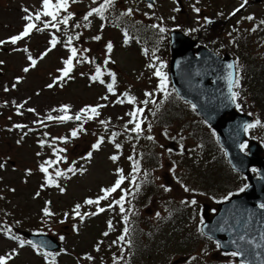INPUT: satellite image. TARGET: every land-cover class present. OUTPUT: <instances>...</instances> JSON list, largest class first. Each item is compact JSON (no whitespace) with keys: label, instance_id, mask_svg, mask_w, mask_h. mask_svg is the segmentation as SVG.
<instances>
[{"label":"rangeland","instance_id":"374dc122","mask_svg":"<svg viewBox=\"0 0 264 264\" xmlns=\"http://www.w3.org/2000/svg\"><path fill=\"white\" fill-rule=\"evenodd\" d=\"M36 1L37 0H0V41H6V43L0 44V61L3 62L0 63V70L3 72V74L0 75V88H2L3 84L11 81L14 75H22L25 81L24 85L19 87V90L2 93L1 95L3 97L1 101L4 102L6 99L15 100L17 104L23 105L21 109L30 114L34 111H29V109L37 108L40 112V110L44 111L46 108L51 107L46 116L50 125L46 123L50 127L49 132L52 141L48 142L49 148H44L41 145H37L34 139H26L24 142H19L16 135L11 137V140L8 138H0V165H2V167H0V191L8 194V198L2 197L0 202L2 204L7 201L11 203V217L16 219L15 222L24 225L22 228L32 229L33 227L49 222L50 218L53 219V222H57L55 224V229L58 234L63 237L65 243L62 251L55 253L54 256H50L51 264H101V260L95 250V244L92 245V243L97 240V235L107 242L103 234V231L106 230V226L104 227L102 220L92 222L83 233L81 230L80 232L73 231L72 226L69 228V232H65L67 230L65 229L67 224H71L65 222L69 220L68 218L71 215L73 195H80V198H82L83 195L88 194L89 191L97 190L101 181L111 179L109 178L110 169L113 168L114 165L109 162V150L104 147L95 155V160L93 159L92 163L88 165V169H86L87 172H79L76 164H74V166L72 163L73 157L85 151L89 146V142L94 138H84L78 143V146L74 148L70 143L64 142V140L71 139V135L69 133H64L62 136H58V133H62V130L69 128V126L66 122H64L62 126L54 122V119L63 112L52 106H55L60 100H72L75 102L89 100L93 103L95 101L96 103H94L92 107L103 105V107L98 108V116L110 114L109 117L111 121L117 124L119 120L128 123L132 119L128 114L135 111L137 107L142 108L144 104L143 101L151 99L152 95L146 96L145 93H152L158 90L159 77L154 75V69H148L146 57L139 53L137 47H131L129 49L122 47L120 40L122 32L119 28L112 27L108 23L102 25L100 22H96L94 37L100 36L101 38L99 40L94 39L93 44L89 43L93 53L87 52V49H80V53L85 54L87 57L88 55L95 56L96 60L101 63L104 62V65L107 60L108 62L104 66V68H106L103 70V73L108 70V64H112L115 62L114 60H116L119 72L117 73L115 70L111 72V74L115 75V85L114 91L108 93L107 100L104 97L96 101V96L100 93L97 89L99 87L94 86L95 88L91 89L84 83L86 79L82 74L89 70V66L79 63L84 58L80 56L78 46H76L77 57L73 60V64L78 63V70L74 73V77H78L77 80L80 81L72 83L65 90H57L54 92V90H47L45 88V84L50 78L43 70V67L47 64L50 65L53 60H56L59 66L61 65L60 56L65 55V53H62V51L59 53V49L50 54V57H48L41 67L42 69L40 68L26 74V81L23 69L29 67L28 63L30 60L28 56L31 55L32 58H34L35 55L37 56L38 52H36V50L40 51L45 47L47 41L40 36L43 33H38V35L32 38L17 41L16 44H12L10 40H7V37L17 34V32L20 33V31H22L21 27H24L26 23L25 20L22 19V17L26 15L23 11L25 8L23 7V3L30 4L29 2ZM241 1L242 0H184L185 9L188 12L186 11L180 14L179 10H177L178 6L176 0H157L156 6H154L155 8L153 9H149L142 4H135L131 2V0H119L117 3L124 10H121L120 14H117L116 17H128L129 15H122V13H125L127 9L131 8L133 10L132 14L136 16V18L131 19L139 24L148 21L150 17H154V14L163 13V22H167L171 24V26H182L181 29L184 31L190 26L189 23L199 24L207 22L205 24H209V28H211L218 27L217 25H220L219 22L222 19H226L229 15L231 16L235 6L237 7ZM250 1L251 0H248V4L241 11L243 15L242 26L245 28L246 32L252 33L255 52L262 54L264 52V43H261V39L264 40V31L256 32L254 27L258 20L264 21V2L262 0L252 5ZM86 8L87 6L83 4L71 6V10L74 11L78 9L85 10ZM194 8H199V13L194 11ZM37 10L39 12L43 11L41 8H37ZM224 10H226L225 13L227 15L225 17H218ZM37 12H32V14L34 15ZM248 16H252L253 19H246ZM46 20H51V17L42 16L41 20L36 21V23L42 24ZM54 29L56 28L51 27L50 31ZM211 29L204 34V38L215 43L218 39L209 37ZM46 32L47 31H44V34H48ZM65 32H67L66 29ZM108 41H114L116 44V49L111 52V56L108 54L105 55L104 53ZM27 47L29 49L25 52L24 50ZM98 51L102 52V54H98ZM262 59L264 60V55L261 56V60ZM253 60L255 63L262 62L255 54ZM253 65L250 67V70L254 69ZM52 67H54V65H52ZM244 75L245 71L241 69L240 78ZM110 79L112 82V75ZM26 84H30L32 89H28ZM125 94H127V96ZM128 96L135 97V102L133 104L128 102ZM120 100H123L124 103H119L118 101ZM181 104L182 106L177 108L178 115L190 117L191 113H187L188 106H184L185 103L183 102H181ZM166 108L169 109L167 105ZM3 109L5 111H10V109H5V107H3ZM49 116H52L53 119H48ZM194 120V132L184 130L186 134L185 137L180 139L182 141L180 142V146L189 150V154L195 157V155H192V153H194L192 150H194L197 145L195 143L196 140L204 141V143L197 146L203 147L207 145V143H211L212 145L210 146L212 149H216V140L214 138L215 135H213L209 128L207 133L202 134L204 137L201 139L198 131L200 128L205 127L196 118H194ZM254 131H257L256 127ZM188 134L191 135L192 139L188 138ZM164 142L165 140L161 138H159V143L157 142L161 150H163ZM211 148L208 146L209 150ZM55 149H65V151L58 152L55 151ZM57 156L63 157V159L50 166L45 164L46 161L53 160V162H55ZM168 157L169 158H162L157 166L161 178L156 181L158 185L155 189L156 194L151 198L149 207L145 209L146 212H150L148 213L150 224L145 231L147 234L145 236L146 238L150 236L151 224L160 222L163 218H167L173 207L179 209L180 212L186 215H190V213L194 211L193 208L188 206L189 202L180 203L178 197L184 195V192L180 190L182 189L181 187L192 183L194 186L204 187V189L209 190L217 196L219 191H225L221 190L223 187L221 184L227 185L231 178L230 172H234L224 159V165L220 162H215L213 164L208 162L192 164L187 157L189 165L186 166L189 170L185 173L180 167L176 170L178 174L174 176L170 171V167L172 163L176 161V156L170 153ZM157 163V159L148 161L149 165H156ZM178 164L180 163L178 162ZM41 165H45L48 169L53 168L55 173L57 170L65 173V175L60 176L62 181L59 189H56L57 185L52 184L54 187H52L51 190L40 191V186L44 182L42 176L43 172L39 169ZM195 166H199V168ZM27 168L31 170L29 171ZM70 168L74 169V171H68ZM176 177H180L181 181H178ZM241 182L242 181L239 180L238 184H241ZM166 185L172 188L167 190L168 192L163 187ZM45 187L46 185L43 187V190ZM4 188H6V190H4ZM15 188L16 190L14 191ZM60 188H63L64 191L61 192ZM37 193L39 194L37 195ZM173 193L174 196L178 197L171 198L170 196H173ZM203 198V201H205L206 198ZM46 207L49 209L50 215L44 214L43 210ZM158 211L159 214L157 215ZM60 217H63L65 222L61 223ZM194 231H197L196 227H192L184 233L186 238H191L188 240L191 245L199 244V239L201 238V234L198 236ZM156 232H158L157 229H154L151 236ZM151 236L150 239H145L144 237L136 242L134 254L135 258L139 259L138 264H168L169 261L167 258L160 262V258L156 251V242L158 239L153 240ZM71 240L75 241V247L73 246V248H77V250H74L70 244H67V241L71 242ZM180 241H182V239H179V243H177L179 244L178 249H183L186 245L185 243L180 245ZM175 244L176 241L172 242L171 245L174 246ZM14 246H16V244L12 243L8 237L4 236L3 231L0 230V256H11V259L8 260V264H50L48 258L44 259V256L37 254L32 248H26L20 245L16 248ZM211 250H214L212 244L209 242H201L194 251L199 252L196 254V257H198L196 260H205L203 257L204 254L207 258L216 262H222V260L230 261L231 257L221 254V251H219L217 247L213 253H211ZM87 251H90L92 256L96 255V260H93V258L88 259L91 255L88 254ZM108 257L111 258V254H108Z\"/></svg>","mask_w":264,"mask_h":264},{"label":"water","instance_id":"95a60500","mask_svg":"<svg viewBox=\"0 0 264 264\" xmlns=\"http://www.w3.org/2000/svg\"><path fill=\"white\" fill-rule=\"evenodd\" d=\"M178 36L180 35H175L174 39L177 40ZM192 47L193 45H190L181 51L178 40L176 44L174 43V63L180 62L184 51L186 56L183 64L189 63L187 72L173 74L174 82L182 96L195 104L198 113L217 129L222 142L230 151L234 166L247 173L251 180V186L241 195H235L233 200L224 204L219 214L208 222L205 228H208L207 232L210 235L222 242L225 249L244 250L245 255L240 258L250 264H264V209L259 207V204H264V156L260 155L261 148L255 142L251 144V155L244 156L239 148L241 138L245 134L243 125L250 121V117L236 111L234 102L230 99L228 74L231 72L235 80L234 65L228 55L224 59L211 55L214 62L203 65L192 57L190 51ZM229 64L233 67L228 68ZM213 71L217 72V76L212 75ZM210 77L215 78L216 81L224 77L225 86L222 83L220 88H226L223 91L216 89L218 93L216 96H219L217 98L213 96L215 85L210 87L208 84ZM227 113H229L228 117L225 116ZM251 165L260 166L261 178H254L251 175L249 171ZM23 234L37 242L39 240L51 245L49 246L51 249L61 247V243L52 235H34L26 231H23ZM240 236H244L245 240H240ZM248 241H252V244H248ZM256 245L261 247L257 248Z\"/></svg>","mask_w":264,"mask_h":264},{"label":"snow or ice","instance_id":"6c2138e0","mask_svg":"<svg viewBox=\"0 0 264 264\" xmlns=\"http://www.w3.org/2000/svg\"><path fill=\"white\" fill-rule=\"evenodd\" d=\"M73 2H75V0H73ZM113 2H114V0H104V3L100 4L98 7L91 8V10L88 11L87 14L84 16V20L87 21L88 18L90 16H92L94 13L97 14V15H100L103 18V14H104L106 8H108L109 6H111L113 4ZM247 3H248V0H244V2L241 3L240 6H239V8H237L235 11L238 12ZM68 6H69V0H56L55 3H53L52 0H43V11L42 12H39L38 11L34 15L32 13H30L27 8H24L23 11L26 13V15H24L22 17V19L25 20L26 23H25V25L23 27V30L18 35H15V36H12V37L9 38L10 39V42L12 44H16L17 41H20L23 38L28 37L32 33L33 30L43 31L45 28H48L49 26H51L52 28H56L57 30H59V25L60 24L67 25L68 22H69V20L73 16V13L67 12ZM148 7L149 8L153 7V4L152 3H149L148 4ZM62 10L63 11H66L67 12V15L63 16V18L58 21L59 13ZM132 11L133 10L131 8H129V9H127V11L125 13H122V15H131L132 14ZM194 11H196L197 13H199L200 9L199 8H194ZM42 16L51 17V20L44 22V27L43 28H38L36 21H40ZM246 19L252 20L253 17L252 16H248ZM261 23L264 24V21H261ZM77 26H79V25H77ZM152 27L153 28H157L159 26L158 25H152ZM159 31L161 33H163V32H165V29L163 27H159ZM125 36H127V33H125ZM76 38L78 39V37H76ZM100 38H101L100 36L94 37V39H96V40H99ZM72 40H73V37L72 36H69L68 39H67L66 46L70 47ZM4 43H6V41H0V44H4ZM57 43H58L57 38L55 36H53V38L50 41L51 46L54 48ZM112 47L113 46H112L111 42H109L107 44V50L109 52H111ZM50 50L51 49H49V51ZM25 51H27V49H25ZM46 54L47 53H45V55ZM75 57H77V49L75 47H71V55H70V57L67 60L64 61L65 67L62 69V76L59 77L58 79H61L62 80L64 77H68L69 76V73L73 69V58H75ZM28 59L31 61V66L32 67H35L37 61L35 59H33L31 55L28 56ZM77 62H79V61H77ZM107 62L108 61L106 60L105 63H107ZM0 63H3V62L0 61ZM149 67H154V65H149ZM228 67L229 68H232L233 65L229 64ZM162 68H163V63L161 62L160 67L156 68V70L154 72V75L157 76V77H159L158 91L164 93L165 98H167V96L169 95V93L167 92V88H168L167 75L161 70ZM23 71L24 72H27V71H29V68L26 67V68L23 69ZM102 75H103V73H102L100 67L97 66L95 75H93L91 77V79L93 81L99 80L100 83L103 84L104 83V80L101 79V76ZM111 75H112V83H109L107 85V89H108V91L110 93L114 91V85H115V75L114 74H111ZM228 80H229V91L231 93L230 99L233 102H235L236 98L239 96V92L232 91V88L239 86V78L233 80L232 73L230 72L228 74ZM13 87H15V85H13ZM48 87L51 88L52 85L50 84V85H48ZM5 90L7 91V89H5ZM125 95L127 96V94H125ZM145 95L146 96H151L152 93H145ZM105 99H106V97H105ZM118 102L119 103H124L123 100H120ZM128 102L129 103H134L135 102V97L128 96ZM148 102H149L148 100L143 101L144 104H147ZM18 107H23V105H20ZM100 107H103V105H97L95 107L86 106L85 108L81 109L79 113H77L75 115L74 119L77 120V121H80L82 119L91 120L94 117H96V116L99 115L98 108H100ZM236 107L239 108L240 105L237 103L236 104ZM192 108L195 110L196 105L195 104H192ZM29 111H34V109H29ZM60 111L64 112L65 115L60 116V117H57V119H59V120H71V119H73L72 116L67 115V112H68V106L67 105L63 106L60 109ZM142 112H143V109L142 108H136L135 111H133V112H131V113L128 114V115H130L132 117V119L128 123H134V125H135L133 128L130 129V131L133 132V133H136L137 134V138H139V135L143 131V129L141 127V122L138 120V116ZM89 113H90V115H89ZM48 119H53V117L52 116H49ZM101 123L104 124L106 122L105 121H101ZM260 123L261 122L259 120H256V122L254 124L253 123L244 124L243 125V130L245 132H247L249 129H252V128L256 127ZM15 127L19 128V127H21V125H15ZM125 127L127 128V125H125ZM150 127H151V125H149V128ZM82 128H83V125H81V129ZM81 129H74L72 131L71 135L73 137L77 136L78 131L81 130ZM115 135L116 134L114 133L113 134V139L115 138ZM147 138L149 140L153 139V137H151V136H149ZM102 142H103V138H100V140H98L95 144L92 145L93 149H99V147H100V145H101ZM41 143H43V142H41ZM115 147L117 149H119L121 147V145L117 143L115 145ZM240 147H241V149H244L246 147V145L245 144H241ZM55 151L62 152V151H65V149H57ZM169 151H171V150H169ZM87 155L90 158L91 155H92V153L89 152ZM110 158L113 161H116L118 159V156L113 155ZM61 159H63V157L57 156V160L55 162H53V161H46L45 164H47V165L50 166L53 163L59 162V160H61ZM129 159L132 160L133 157H129ZM0 167H2V165H0ZM40 170L42 172H44V173H48V167H46L45 165H41L40 166ZM139 170H140L139 169V161H134L133 162V169H132L133 173H137V172H139ZM68 171H74V169L70 168V169H68ZM117 171L120 172L121 174L119 175V178L115 181V184L112 187H110V188L102 189V191L104 193L103 196H100V197H98L95 200H93V199H86L85 200V204H88V205H93V204L99 205V203H100L101 200L107 199L108 196L111 193L116 192L117 189L120 188L121 184L124 182V180L126 178L122 174V170L117 169ZM55 175L59 177V176L65 175V173L62 172V171L57 170L56 173H55ZM145 175H147V173H145ZM47 181H48L49 184H55L56 183L52 179V177L50 175L47 177ZM131 182L135 185V187H136V189L138 191L139 188H140V185L136 183V176L134 174L131 177ZM247 187H248V185H244V187L241 188L240 191H244V189L247 188ZM185 190L187 191L188 189L185 188ZM60 191L63 192L64 189L63 188H60ZM38 194L39 193H37V195ZM127 195H129V192L127 190H124L123 191V194L120 196V198L118 200H115L113 202V204L120 206V211L122 213L125 212L124 202H125V198H126ZM225 199H227V197H225ZM192 203L195 204L196 201L193 200ZM113 204H109L108 207L109 208H112L113 207ZM260 207L262 209H264V204H261ZM79 209H80V205L77 204L75 206V209H74L75 215L77 217H80L81 220H83L84 219V216L81 215ZM43 211H44V214L45 215H50L51 214L49 212V209L47 207ZM104 211H105V208L98 207L97 208V211L94 212V213H91L90 215H97V214H99L101 212H104ZM86 215H89V214H86ZM124 220H125V222H127V220H128V216L127 215L124 216ZM109 226L111 227V222H109ZM7 231L10 232V229H8ZM128 231H129V229L127 227H125L124 228V234L125 235H121L119 237V240H121V241L125 240V236L127 235ZM104 235H107V233H105ZM11 238L12 239H16L15 236H13ZM61 239H63V237H61ZM239 239L243 241V240H245V237L244 236H240ZM25 243H28V244L32 245L34 248H37V245L33 244L32 241L20 240V245L21 246H23ZM128 243H130V241H128ZM233 243H235V241ZM247 243L248 244H252V241H248ZM217 246L219 247V244ZM256 247L259 248L261 246L260 245H256ZM43 255L45 256L46 259L48 257H50V256H54V254L51 253V252H44ZM230 255L233 256V257H236V256H244L245 255V251L244 250L233 251V252L230 253ZM256 255H259V253H256ZM10 259H11V256H0V264H8V260H10ZM88 259H92V257L89 256ZM50 264H51V262H50ZM241 264H244V261H241Z\"/></svg>","mask_w":264,"mask_h":264},{"label":"trees","instance_id":"16d2710c","mask_svg":"<svg viewBox=\"0 0 264 264\" xmlns=\"http://www.w3.org/2000/svg\"><path fill=\"white\" fill-rule=\"evenodd\" d=\"M245 51L249 52V48L246 47ZM245 88H248L250 90H254L255 92H260L262 95L264 94V68L262 69H253V70H248L247 74H246V84L244 85ZM179 103V100L176 99L175 100V106L177 108V104ZM261 108L263 109V106H261ZM192 110V111H191ZM190 111H191V117H190V121H192L195 116L196 113L194 111L193 108L190 107ZM189 113V111L187 112ZM183 115V114H182ZM263 117H264V113H263ZM183 119L182 123L184 126H187V122H188V117H181ZM182 129V127H181ZM12 220V219H11ZM8 226V221H1L0 222V228L6 227ZM8 229H11L10 227L6 228L5 231L6 233H8L9 231H7ZM168 242L166 244H160L159 248L157 250V252H159L158 257L161 258L163 257L162 255L166 254L167 252H169L171 248V244L172 242H174L175 240L172 239V237H169V239L167 240ZM179 245V244H177ZM177 245H175V248L173 251H175Z\"/></svg>","mask_w":264,"mask_h":264},{"label":"bare ground","instance_id":"6f19581e","mask_svg":"<svg viewBox=\"0 0 264 264\" xmlns=\"http://www.w3.org/2000/svg\"><path fill=\"white\" fill-rule=\"evenodd\" d=\"M138 262H139V259H138V258H135V259L133 260L132 264H138Z\"/></svg>","mask_w":264,"mask_h":264}]
</instances>
